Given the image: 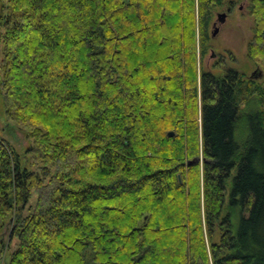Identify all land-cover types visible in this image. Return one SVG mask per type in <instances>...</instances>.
Here are the masks:
<instances>
[{"label": "trees", "instance_id": "1", "mask_svg": "<svg viewBox=\"0 0 264 264\" xmlns=\"http://www.w3.org/2000/svg\"><path fill=\"white\" fill-rule=\"evenodd\" d=\"M224 3L1 6L0 94L31 142L0 136V264L14 241L5 264H264V83L201 67Z\"/></svg>", "mask_w": 264, "mask_h": 264}, {"label": "rangeland", "instance_id": "2", "mask_svg": "<svg viewBox=\"0 0 264 264\" xmlns=\"http://www.w3.org/2000/svg\"><path fill=\"white\" fill-rule=\"evenodd\" d=\"M7 3V0H0L1 6ZM250 0H225V3L217 7L214 13V20L211 25L210 46L201 60V67L213 73H221L230 69L244 74L245 79L257 70L263 72L264 63L259 58L249 57V42L254 38L255 18L250 12ZM227 13L224 22L218 21V13ZM214 23L217 25V33L214 31ZM3 48L0 39V55ZM200 64V63H199ZM264 83V72L257 78ZM0 136L7 139L18 151L29 146L31 140L27 138L25 131L16 123L9 121L6 116L3 99L0 94ZM10 226L6 228L3 235V241L8 242ZM15 241L11 243L10 250L15 247ZM9 250V251H10ZM7 251L6 253H8ZM6 253L2 256V262L5 264Z\"/></svg>", "mask_w": 264, "mask_h": 264}, {"label": "water", "instance_id": "3", "mask_svg": "<svg viewBox=\"0 0 264 264\" xmlns=\"http://www.w3.org/2000/svg\"><path fill=\"white\" fill-rule=\"evenodd\" d=\"M217 17H218V21L219 22H224L225 21V19H226V17H227V13H218V15H217ZM214 27H215V29H214V31L212 32V34L213 35H215L216 33H217V25H216V23H214ZM262 73L263 72H260V71H258V73H257V70L251 75V77H257V78H259V77H261L262 76ZM169 135L170 136H173L174 135V132L173 131H171L170 133H169Z\"/></svg>", "mask_w": 264, "mask_h": 264}]
</instances>
